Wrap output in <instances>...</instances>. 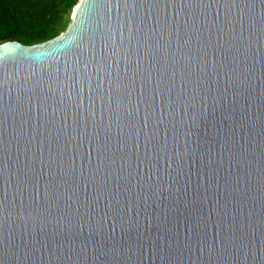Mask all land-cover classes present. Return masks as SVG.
I'll list each match as a JSON object with an SVG mask.
<instances>
[{
  "label": "water",
  "instance_id": "1",
  "mask_svg": "<svg viewBox=\"0 0 264 264\" xmlns=\"http://www.w3.org/2000/svg\"><path fill=\"white\" fill-rule=\"evenodd\" d=\"M0 264H264V0H80L0 45Z\"/></svg>",
  "mask_w": 264,
  "mask_h": 264
},
{
  "label": "trees",
  "instance_id": "2",
  "mask_svg": "<svg viewBox=\"0 0 264 264\" xmlns=\"http://www.w3.org/2000/svg\"><path fill=\"white\" fill-rule=\"evenodd\" d=\"M80 0H0V45L47 43L67 31Z\"/></svg>",
  "mask_w": 264,
  "mask_h": 264
},
{
  "label": "rangeland",
  "instance_id": "3",
  "mask_svg": "<svg viewBox=\"0 0 264 264\" xmlns=\"http://www.w3.org/2000/svg\"><path fill=\"white\" fill-rule=\"evenodd\" d=\"M72 16V15H71ZM71 16H70V20H71ZM71 23V22H70Z\"/></svg>",
  "mask_w": 264,
  "mask_h": 264
}]
</instances>
